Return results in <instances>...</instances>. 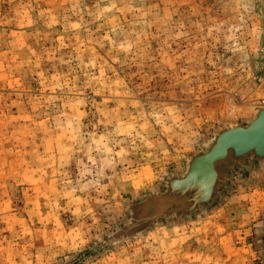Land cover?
<instances>
[{"label": "rangeland", "instance_id": "rangeland-1", "mask_svg": "<svg viewBox=\"0 0 264 264\" xmlns=\"http://www.w3.org/2000/svg\"><path fill=\"white\" fill-rule=\"evenodd\" d=\"M258 108L264 0H0V264H264V159L135 206Z\"/></svg>", "mask_w": 264, "mask_h": 264}, {"label": "water", "instance_id": "water-1", "mask_svg": "<svg viewBox=\"0 0 264 264\" xmlns=\"http://www.w3.org/2000/svg\"><path fill=\"white\" fill-rule=\"evenodd\" d=\"M254 114L246 127L231 124L220 128L204 151L187 160L181 177L166 180L162 194L136 201L135 206L145 210L141 221L152 225L168 218L190 216L209 207L220 180L219 165L239 167L250 157L249 152L253 159L264 158V109Z\"/></svg>", "mask_w": 264, "mask_h": 264}, {"label": "bare ground", "instance_id": "bare-ground-1", "mask_svg": "<svg viewBox=\"0 0 264 264\" xmlns=\"http://www.w3.org/2000/svg\"><path fill=\"white\" fill-rule=\"evenodd\" d=\"M260 109H264V108H258V109H256L255 111L260 110ZM254 116H255V114H253L251 120L254 118ZM251 120H250L248 123H250ZM248 123H247V124H248ZM247 124L242 125V124H238V123H237V124H234V125H235V126H236V125H239L240 127H246ZM250 149H251V148H250ZM249 156H250V157H249L250 159H253V156H252V154H250V152H249ZM262 158H263V157H260V158H258V159H253V160L259 161V160H262ZM263 159H264V158H263ZM244 160H245V159H244ZM219 166H221V165H219ZM217 171H218V167H217ZM220 177H221V176H220ZM215 192H216V188H215ZM214 198H215V194L213 195V199H214ZM196 212H197V211H196Z\"/></svg>", "mask_w": 264, "mask_h": 264}]
</instances>
